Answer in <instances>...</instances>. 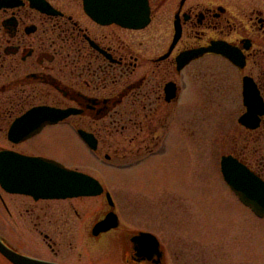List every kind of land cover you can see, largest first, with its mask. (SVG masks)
Instances as JSON below:
<instances>
[{"label":"flooded vegetation","instance_id":"obj_1","mask_svg":"<svg viewBox=\"0 0 264 264\" xmlns=\"http://www.w3.org/2000/svg\"><path fill=\"white\" fill-rule=\"evenodd\" d=\"M44 109L72 113L32 131ZM224 148L264 183V0H0V264H264L254 225L264 221L222 176L230 196L218 192L227 209L215 214L216 240L205 198L186 189L190 153ZM176 153L184 162L172 170L155 166L157 181L175 185L151 195L153 214L114 204L112 173ZM16 156L102 192L61 198L58 185L30 186ZM138 192L143 204L150 195ZM108 214L117 226L95 230Z\"/></svg>","mask_w":264,"mask_h":264},{"label":"rangeland","instance_id":"obj_2","mask_svg":"<svg viewBox=\"0 0 264 264\" xmlns=\"http://www.w3.org/2000/svg\"><path fill=\"white\" fill-rule=\"evenodd\" d=\"M228 152L226 148H224L221 151H211V152H196L193 151L190 153V156L188 159L185 161V164L187 165V173L190 176V179L188 180L189 182L187 183L186 189L190 190L192 196L197 198L198 200L200 198H205V204H208V209L206 211V215L208 218V230H209V239L210 240H216L217 238L215 237V234L218 232L219 233V227L217 226V223L215 222V214L216 213H222L223 215L226 212L227 206L223 204L221 201H218V192H222L226 197H228L227 193V188L225 184L222 181L221 174L219 171V159L222 155H225ZM175 154H170L169 159L166 161L167 163L164 164V161H160L156 164H153V162L157 161H151L152 165L146 166V170H140L141 168H134L132 172L127 173L126 175L121 174V172L116 171L115 173H112L113 176V185L110 186L111 190L113 192V202L114 204H117V207L121 208L122 204L124 202H128L129 206L127 208L128 210L131 211H138L142 209L140 205H143V208H145V212L147 214H153V212L156 209V203L159 199H156L157 196L152 197L153 193L155 191L159 192V189L165 185L167 187L164 191H169L171 189H174V183L173 182H160L157 181L156 178L153 176V174H163V172L160 169H156L155 166L159 164V167H169L170 170L171 167L175 164L177 158L181 160V162H184V159L182 157H178L180 154L176 153ZM82 157H73L70 158V163L72 164H77V162L81 159ZM148 163V164H150ZM149 169V170H148ZM154 171V173H153ZM169 174V175H168ZM124 175V176H123ZM167 177H170V172L169 170L166 172ZM188 176V177H189ZM129 179V181H128ZM123 180H126L123 181ZM128 181V182H127ZM126 185H122L124 184ZM122 185V186H121ZM128 187V188H127ZM142 191L144 193H147L150 195V197L146 198L145 196V201H143V204L141 203V199L138 198L137 195L141 194L138 191ZM139 193V194H138ZM162 192H160V195L162 197ZM143 195V194H141ZM152 195V196H151ZM157 195V194H156ZM144 196V195H143ZM230 196V195H229ZM160 197V196H159ZM164 197V196H163ZM104 202V200L97 199L96 201H93L91 206L95 207V209L98 211L101 209V203ZM162 201V200H161ZM223 204V205H221ZM206 207L204 203L201 205V208ZM191 211H199L198 208L191 206ZM222 209V210H221ZM165 210H161V213L159 215V218L163 220H167L168 216L165 214L162 215V212ZM135 213V212H134ZM239 214V212H237ZM241 215V213H240ZM188 217V221L191 217L198 218V216L192 215L191 217ZM245 217V216H244ZM248 217V215H246ZM250 217V216H249ZM200 218V217H199ZM177 219V218H176ZM215 219V220H214ZM192 220V219H191ZM242 221V219H239ZM247 220V219H246ZM187 221V222H188ZM238 221L235 222V228L238 229V225H242V223ZM192 223L194 221L192 220ZM261 223L258 220H255L254 225L256 230L260 231V237L264 236V229L259 227ZM165 225V224H164ZM241 228V226H240ZM242 230V228H241ZM240 230V232H241ZM257 231V232H259ZM242 234V232H241Z\"/></svg>","mask_w":264,"mask_h":264},{"label":"water","instance_id":"obj_3","mask_svg":"<svg viewBox=\"0 0 264 264\" xmlns=\"http://www.w3.org/2000/svg\"><path fill=\"white\" fill-rule=\"evenodd\" d=\"M246 106L249 109V113L240 119V122H244L247 125V120L251 116V110L253 103L246 97ZM38 124L32 129L37 130L43 124L55 123L66 118L72 113L70 110L58 111L53 109L37 110ZM254 117V116H253ZM253 127V126H252ZM31 131V132H32ZM28 134L22 135V137ZM8 159V157H6ZM16 161L24 162L27 166L26 176L29 177L28 184L30 186H40L42 181L48 185H58L51 191L59 194L57 197L65 198L70 196H96L102 191L99 184L91 179H87L79 174L68 173L64 170H57L56 174H53L52 178H46L40 174V168L51 169L52 167L42 162L39 158H28L16 156ZM220 170L223 180L228 185L230 190L234 192L240 199V201L247 207H249L258 218L264 220V183L250 175L245 168L236 163V160L231 156H223L220 160ZM89 181V182H84ZM109 204L112 207V202L109 195H106ZM117 226V218L115 214H108L105 219L99 222L94 228L97 231L104 232ZM10 257V254L8 255ZM12 257L11 259L18 264H33L28 260H22Z\"/></svg>","mask_w":264,"mask_h":264},{"label":"bare ground","instance_id":"obj_4","mask_svg":"<svg viewBox=\"0 0 264 264\" xmlns=\"http://www.w3.org/2000/svg\"><path fill=\"white\" fill-rule=\"evenodd\" d=\"M0 159H7L6 157H4L3 155L0 156Z\"/></svg>","mask_w":264,"mask_h":264}]
</instances>
